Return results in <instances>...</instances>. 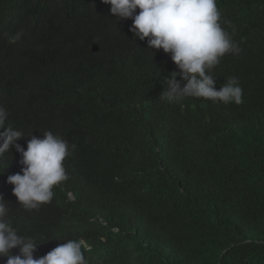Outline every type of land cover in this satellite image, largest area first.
Instances as JSON below:
<instances>
[{"label": "trees", "instance_id": "16d2710c", "mask_svg": "<svg viewBox=\"0 0 264 264\" xmlns=\"http://www.w3.org/2000/svg\"><path fill=\"white\" fill-rule=\"evenodd\" d=\"M216 2L241 51L210 74L220 87L236 77L240 104L157 101L171 54L136 38L132 20L102 0H0L6 126L25 150L51 131L71 153L69 179L32 210L7 183L21 154L0 156L6 219L38 244L34 258L72 239L89 246L87 264H264V94L247 75L264 72V0Z\"/></svg>", "mask_w": 264, "mask_h": 264}, {"label": "clouds", "instance_id": "9594fccd", "mask_svg": "<svg viewBox=\"0 0 264 264\" xmlns=\"http://www.w3.org/2000/svg\"><path fill=\"white\" fill-rule=\"evenodd\" d=\"M111 5L110 12L117 19H131L130 31L140 40L147 38L149 48L163 49L171 54L173 65L166 69L169 77L165 88L160 87L156 100L178 103L187 96L205 98L223 103L242 102L243 90L236 77H229L221 87L216 83L210 70L220 63L226 54H239V46L221 23V14L216 0H102ZM137 9L139 11L137 12ZM8 35V34H6ZM22 36L17 32L9 35V42L15 43ZM248 64H255V57H247ZM254 86L264 94V72L257 68L247 74ZM181 77L186 83L176 79ZM8 112L0 106V156L15 147L22 156L21 171L7 177L13 185V195L25 209H37L51 202L53 188L69 179L64 161L71 153L68 142L51 131L42 138L31 136L27 149L17 141L23 134L11 125L6 126ZM148 124H153L150 117ZM75 149V145H72ZM74 199V195L70 194ZM91 210L90 216L98 209ZM8 205L0 195V257H6V264H87L82 249L89 246L83 240H67L40 258H34L37 243L31 237L18 234L6 219ZM19 249L13 255L11 250Z\"/></svg>", "mask_w": 264, "mask_h": 264}]
</instances>
